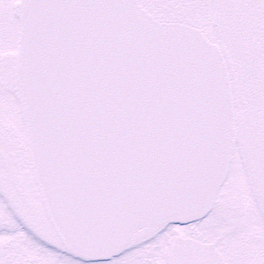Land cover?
I'll return each mask as SVG.
<instances>
[{"label": "snow or ice", "instance_id": "6c2138e0", "mask_svg": "<svg viewBox=\"0 0 264 264\" xmlns=\"http://www.w3.org/2000/svg\"><path fill=\"white\" fill-rule=\"evenodd\" d=\"M0 264H264V0H0Z\"/></svg>", "mask_w": 264, "mask_h": 264}]
</instances>
